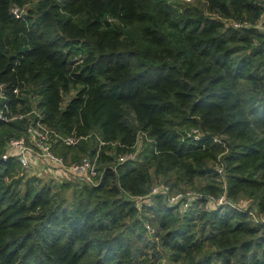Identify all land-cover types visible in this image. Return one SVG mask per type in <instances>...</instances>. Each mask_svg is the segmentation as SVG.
Returning <instances> with one entry per match:
<instances>
[{
  "label": "trees",
  "instance_id": "16d2710c",
  "mask_svg": "<svg viewBox=\"0 0 264 264\" xmlns=\"http://www.w3.org/2000/svg\"><path fill=\"white\" fill-rule=\"evenodd\" d=\"M206 2L214 15L169 0H0V107L31 111L0 118V154L37 111L63 133L90 135L58 151H86L94 132L105 162L98 184L61 183L74 187L68 196L4 159L0 264H154L159 244L178 264H264V33L223 21L255 22L264 0ZM140 137L137 159L116 172L105 150H135ZM221 161L227 195L253 197L260 218L204 209V195L187 210L163 194L138 205L156 179L172 192H223Z\"/></svg>",
  "mask_w": 264,
  "mask_h": 264
},
{
  "label": "built area",
  "instance_id": "2783aa9c",
  "mask_svg": "<svg viewBox=\"0 0 264 264\" xmlns=\"http://www.w3.org/2000/svg\"><path fill=\"white\" fill-rule=\"evenodd\" d=\"M15 13L19 16L21 14V10L15 8ZM259 18L255 22H250L246 18L237 19L233 21L231 25L235 28L252 26L264 33V18ZM4 86V83H0V98H7ZM14 90L19 92V88L17 87L14 88ZM35 112L37 117H33L29 121L24 131L20 135L13 136L8 140L6 145L7 153L4 159L9 157L16 158L19 160L22 168L27 170L34 169L39 165L41 167L48 166L54 169L59 168L67 172V175L72 179L82 180L91 185L98 184L103 173V168H101L98 160V153L95 157L84 154L79 159L68 160L55 150L57 143L74 146L83 139H87L90 135H79L75 131L69 134L63 133L60 130L47 125L42 120V115L37 111ZM30 113L31 111L27 113L13 112L7 103L0 107V118L6 121L21 119L30 115ZM190 132L196 141L202 140L204 132L201 129L194 127ZM98 138L100 140L99 147H101L104 141L101 140L99 136ZM215 140L222 141L220 136H216ZM137 157L138 152L135 150L120 154L116 157L113 164H111L112 168L118 172V164L127 160L137 159ZM217 169L220 173V177H222L224 187V194L219 197L212 193L204 195L199 191L191 190L187 191V193H183L181 191L174 193L168 183L162 182L154 185L148 194L137 197V200H141L145 197H151L154 194H163L168 201L179 200V202H181L180 205H182V209L187 210L192 205L194 200L204 195L206 199L204 209L210 210L225 205L237 207V204L234 201L225 198L228 196L227 181L222 161L217 165ZM148 201L151 202V200ZM138 205L140 206L141 202H139ZM145 226L151 234L156 232V227L153 223L145 222Z\"/></svg>",
  "mask_w": 264,
  "mask_h": 264
},
{
  "label": "rangeland",
  "instance_id": "374dc122",
  "mask_svg": "<svg viewBox=\"0 0 264 264\" xmlns=\"http://www.w3.org/2000/svg\"><path fill=\"white\" fill-rule=\"evenodd\" d=\"M169 2L171 3H175L176 5H181L182 7L185 6V5H196V6H199L201 8H204L205 12L209 15H214L212 13H210L206 6H207V2L206 0H169ZM264 11L262 13V16H260L259 19H263L264 18ZM246 19H248L250 22L251 20L247 17H245ZM237 20V18H223V21L227 24H231L233 21ZM68 98H70V95H67L65 97V101L64 103L68 100ZM92 137H90L86 143V147H87V150L86 151H82L80 148H75V149H71L69 152H67L65 156L64 153L58 151V150H61L58 149V146L55 147V150L60 153V155H63L66 159L68 160H71V159H74L75 157L79 156V155H83V154H86V155H89L91 157H95V152L97 151L98 149V144H96V138L97 137L94 132L92 133ZM226 144L228 145L229 144V140L227 139L226 141ZM6 145H7V142L6 144L3 146V151L1 152L0 154V158H3L5 157L6 153H7V148H6ZM60 146V145H59ZM144 147V142H143V138L140 137L136 147H135V151L139 152L142 148ZM102 151H104L105 149H101ZM64 151H67L66 149H64ZM105 151H107L109 154H112L115 156V159L117 157V154L115 153V149L114 148H109V149H106ZM98 152V151H97ZM77 155V156H76ZM100 165L101 167L105 165V162H100ZM19 173H25L27 176H30V175H35L38 179V181H40V183H44V182H50L52 183L54 189L56 191H60L62 190V193L65 194V195H68V196H72L73 194V191H74V187H70V188H63L62 187V184L64 181H68V180H74L72 178H70L68 175H67V172L59 169V168H51V167H48V166H37L36 168L34 169H25V168H20V172ZM75 180H78V179H75ZM221 180H222V177H221ZM82 181V180H80ZM223 181V180H222ZM84 182V181H82ZM163 182V179H156L153 183V186L156 185V184H159V183H162ZM152 186V187H153ZM184 189L183 190H176L174 193L176 192H183V193H187V191H199L198 189L194 188V187H190V186H185L183 187ZM201 191V190H200ZM203 192V191H202ZM201 192V193H202ZM209 193H212L214 195H216L217 197H219L220 195L224 194V191L223 192H220V193H214V192H208L206 194H209ZM204 194V193H202ZM204 194V195H206ZM127 195L128 197H131L129 194H125ZM227 196V195H226ZM225 198H228L230 199L229 196L225 197ZM137 199V198H136ZM148 200H152V196L151 197H145L143 199H138V203L139 202H143V201H148ZM168 201V200H167ZM234 201V200H232ZM254 199L253 197H250V196H243L241 198H239L238 200L235 199V203L237 204V206H239L240 208L242 209H247L250 211L251 213V218L254 220V219H257V218H260L257 214H256V211H255V205L253 203ZM170 204H177L179 205V208L180 210L182 209V205H180L181 202H179V200H173V201H168ZM250 207V208H249ZM183 210V209H182ZM263 219V218H262ZM129 222V221H128ZM150 233V232H149ZM150 251V249H149ZM156 252L153 253V257L150 256L149 257V263H152L154 262V264H178L177 262L173 261L171 256H170V250L168 248H164L162 247V245L159 244V246L157 247V249H155ZM88 257L85 256V261H87Z\"/></svg>",
  "mask_w": 264,
  "mask_h": 264
},
{
  "label": "water",
  "instance_id": "95a60500",
  "mask_svg": "<svg viewBox=\"0 0 264 264\" xmlns=\"http://www.w3.org/2000/svg\"><path fill=\"white\" fill-rule=\"evenodd\" d=\"M3 160H4L3 158H0V163H2V162H3Z\"/></svg>",
  "mask_w": 264,
  "mask_h": 264
}]
</instances>
